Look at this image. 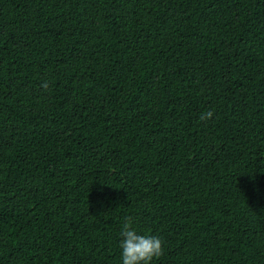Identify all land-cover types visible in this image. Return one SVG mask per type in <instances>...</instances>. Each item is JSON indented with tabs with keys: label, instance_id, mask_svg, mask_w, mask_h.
Segmentation results:
<instances>
[{
	"label": "trees",
	"instance_id": "16d2710c",
	"mask_svg": "<svg viewBox=\"0 0 264 264\" xmlns=\"http://www.w3.org/2000/svg\"><path fill=\"white\" fill-rule=\"evenodd\" d=\"M129 218L264 264V0H0V264H122Z\"/></svg>",
	"mask_w": 264,
	"mask_h": 264
},
{
	"label": "clouds",
	"instance_id": "9594fccd",
	"mask_svg": "<svg viewBox=\"0 0 264 264\" xmlns=\"http://www.w3.org/2000/svg\"><path fill=\"white\" fill-rule=\"evenodd\" d=\"M213 113L207 112L201 119H210ZM122 264H151L163 255V241L158 236L139 235L131 226V219L126 222L121 231Z\"/></svg>",
	"mask_w": 264,
	"mask_h": 264
}]
</instances>
